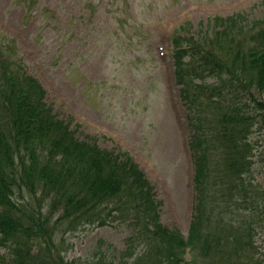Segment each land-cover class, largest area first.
Masks as SVG:
<instances>
[{"label":"rangeland","instance_id":"1","mask_svg":"<svg viewBox=\"0 0 264 264\" xmlns=\"http://www.w3.org/2000/svg\"><path fill=\"white\" fill-rule=\"evenodd\" d=\"M236 13L249 21L262 18L264 0H0V43L11 46V57L40 81L51 111L70 128L79 125L81 138L92 136L101 148L130 153L160 200V222L184 235L196 213L195 159L204 149L199 181L207 227L219 234L217 219L237 223L251 213L255 252L264 264L263 121L258 115L251 119L248 169L239 178L225 169L222 156L232 138L219 134L223 124L234 123L224 122L223 112L228 118L236 112L231 108L246 103L245 112L258 114L254 101L264 103V96L231 78L220 82L226 74L197 78L184 72L179 80L171 50L174 30L195 36L201 27L210 33L215 16ZM220 86L225 100L215 101L228 108L211 101ZM41 187L25 197L50 211L52 195L40 193ZM129 221L74 231L62 224L55 249L68 264H90L100 252L118 260L128 249H140L130 240ZM34 252L45 254L40 243ZM193 252L200 261L212 257L202 243Z\"/></svg>","mask_w":264,"mask_h":264},{"label":"trees","instance_id":"2","mask_svg":"<svg viewBox=\"0 0 264 264\" xmlns=\"http://www.w3.org/2000/svg\"><path fill=\"white\" fill-rule=\"evenodd\" d=\"M212 21L210 33L201 27L195 36L174 30L170 41L178 79L184 72L197 78L206 73L226 74L228 78L220 82L225 84L231 78L264 96V15L249 21L236 13L215 16ZM11 49L0 43V264L38 260L41 264H68L55 249L54 237L62 224L74 231L85 224L103 225L116 219H130L134 231L130 240L140 246L139 251L128 249L118 260L100 252L90 264H261L255 252L251 213L237 223L217 219L214 227L219 234L205 223L199 181L204 149L196 154V213L184 237L178 229L160 222V200L129 153L101 148L92 136L81 138L79 125L70 128L68 121L51 111L44 100L46 90L11 57ZM222 89L215 90L211 99L220 109L229 107V103L215 101L216 97L225 100ZM254 103L261 110L258 114L245 112L246 103L231 108L236 112L228 118L222 114L224 122H234L231 127L223 124L219 131L222 140L232 138V145L222 153L225 169L238 178L248 169L245 156L252 146L247 139L251 119L258 115L264 124V103ZM38 185L42 186L40 193L52 195L50 211L25 197ZM36 243L45 251L42 258L34 252ZM199 243L205 254L212 252L210 259L195 257L193 251ZM187 254H191L190 261Z\"/></svg>","mask_w":264,"mask_h":264}]
</instances>
